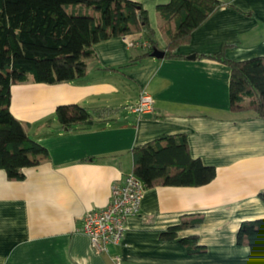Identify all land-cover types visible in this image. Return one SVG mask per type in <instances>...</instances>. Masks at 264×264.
I'll use <instances>...</instances> for the list:
<instances>
[{"label": "crops", "instance_id": "1", "mask_svg": "<svg viewBox=\"0 0 264 264\" xmlns=\"http://www.w3.org/2000/svg\"><path fill=\"white\" fill-rule=\"evenodd\" d=\"M133 1L147 11L156 48L164 50L156 7L169 0ZM219 1L176 46L177 56L144 54L143 33L113 36L93 44L80 79L11 85V113L49 157L23 168L19 180L0 169V264H264L235 241L241 221L264 217V118L232 111L229 65L202 56L264 58V0ZM141 93L152 96L153 111L131 120L124 107ZM73 103L109 113L65 130L55 108ZM173 134H184L191 156L213 166L215 176L198 186L145 188L121 241L96 252L81 230L83 215L107 206L111 185L132 172L134 147ZM185 216L203 218L179 232L198 235L203 252L160 237Z\"/></svg>", "mask_w": 264, "mask_h": 264}, {"label": "trees", "instance_id": "2", "mask_svg": "<svg viewBox=\"0 0 264 264\" xmlns=\"http://www.w3.org/2000/svg\"><path fill=\"white\" fill-rule=\"evenodd\" d=\"M220 5L219 0H169L159 4L160 29L166 37L164 57L177 56L176 46L188 41L192 30ZM77 6L87 10H76ZM132 33L144 34V54L157 47L147 11L133 0H0V169L7 178L22 179L23 168L49 157L47 149L31 138L11 113V85L28 79L48 84L80 79L86 74V58L92 54L93 44ZM202 56L229 65V108L253 111L264 118V58L232 61L222 52ZM93 113L102 117L109 110L89 111L75 103L55 108V117L65 130L86 126ZM132 172L144 188L198 186L215 176L213 166L191 156L184 134L167 135L134 147ZM258 197L264 203V191ZM202 221L201 216H185L160 237L177 239L189 253L203 252L198 235L179 236L181 230L197 228ZM235 241L248 246L252 257L264 256V217L241 221Z\"/></svg>", "mask_w": 264, "mask_h": 264}, {"label": "built area", "instance_id": "3", "mask_svg": "<svg viewBox=\"0 0 264 264\" xmlns=\"http://www.w3.org/2000/svg\"><path fill=\"white\" fill-rule=\"evenodd\" d=\"M129 45L134 43L130 41ZM153 103L150 94L141 93L135 103L124 108L141 117L152 113ZM144 189L142 181L133 172L126 173L120 181L111 185L106 207L89 210L83 215L81 230L88 235L96 252H105L108 245L121 241L126 229V219L138 213Z\"/></svg>", "mask_w": 264, "mask_h": 264}, {"label": "water", "instance_id": "4", "mask_svg": "<svg viewBox=\"0 0 264 264\" xmlns=\"http://www.w3.org/2000/svg\"><path fill=\"white\" fill-rule=\"evenodd\" d=\"M151 56H154V57H157V58H161L164 56V50L162 49H158L156 47H154L150 53ZM151 116V113H148V114H145L144 117H150ZM123 118L121 117L119 120H122ZM129 119H134V115H131ZM92 121L91 120H88L87 121V124H91ZM65 129V128H64Z\"/></svg>", "mask_w": 264, "mask_h": 264}, {"label": "rangeland", "instance_id": "5", "mask_svg": "<svg viewBox=\"0 0 264 264\" xmlns=\"http://www.w3.org/2000/svg\"><path fill=\"white\" fill-rule=\"evenodd\" d=\"M31 137V136H30ZM32 138V137H31Z\"/></svg>", "mask_w": 264, "mask_h": 264}]
</instances>
